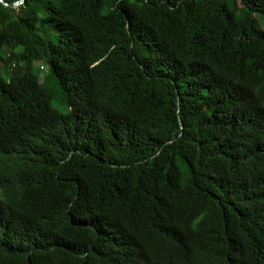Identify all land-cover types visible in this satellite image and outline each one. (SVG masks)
<instances>
[{
  "label": "trees",
  "instance_id": "obj_1",
  "mask_svg": "<svg viewBox=\"0 0 264 264\" xmlns=\"http://www.w3.org/2000/svg\"><path fill=\"white\" fill-rule=\"evenodd\" d=\"M0 264H264V0L0 4Z\"/></svg>",
  "mask_w": 264,
  "mask_h": 264
},
{
  "label": "rangeland",
  "instance_id": "obj_2",
  "mask_svg": "<svg viewBox=\"0 0 264 264\" xmlns=\"http://www.w3.org/2000/svg\"><path fill=\"white\" fill-rule=\"evenodd\" d=\"M244 46H245L244 49L248 48L246 43L244 44ZM248 63H251V59L248 60ZM35 67H37L40 70V74H39L40 82L44 83L47 86H50L52 81L45 79V77H47V75H48V70H47L46 66L43 63H36ZM51 106L54 110H56L60 113L65 112V109H64L63 105H61L60 98L57 94H54Z\"/></svg>",
  "mask_w": 264,
  "mask_h": 264
},
{
  "label": "water",
  "instance_id": "obj_3",
  "mask_svg": "<svg viewBox=\"0 0 264 264\" xmlns=\"http://www.w3.org/2000/svg\"><path fill=\"white\" fill-rule=\"evenodd\" d=\"M25 2V0H19V1H16V2H13V3H6L4 0H0V4L3 6V7H6V8H10V9H13V8H18L19 6H21L23 3Z\"/></svg>",
  "mask_w": 264,
  "mask_h": 264
}]
</instances>
